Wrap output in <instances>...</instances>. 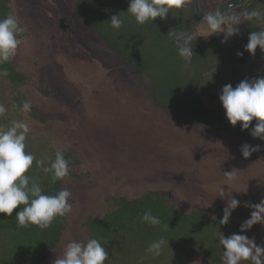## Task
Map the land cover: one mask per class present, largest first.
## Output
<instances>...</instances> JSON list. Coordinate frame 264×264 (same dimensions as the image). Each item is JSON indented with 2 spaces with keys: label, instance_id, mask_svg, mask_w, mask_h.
<instances>
[{
  "label": "rangeland",
  "instance_id": "rangeland-1",
  "mask_svg": "<svg viewBox=\"0 0 264 264\" xmlns=\"http://www.w3.org/2000/svg\"><path fill=\"white\" fill-rule=\"evenodd\" d=\"M74 1L9 0L11 14L26 29L12 62L23 76L21 92L42 120L13 108L16 92L0 76V103L8 109L0 125L28 122L25 150L37 159L50 158L61 148L75 159L69 164L74 176L63 179L71 192L72 211L45 264H54L69 241L86 242L83 222L109 212L114 198L132 199L148 190H158L167 203L191 211L224 208L227 198L216 195L219 186L227 184L222 188L241 202L229 219L232 232L239 233V221L252 211L245 205L264 199V148L245 159L240 148L246 140L192 124L159 106L152 99L149 80L140 78L85 19L74 14ZM224 1L193 4L206 14ZM205 28L200 21L195 34L202 35ZM217 73L222 83L211 75L203 83L208 93L264 77V53ZM198 94L205 106L224 113L219 99ZM232 168L239 170V178L229 182L223 172ZM242 234L264 246V226L255 224Z\"/></svg>",
  "mask_w": 264,
  "mask_h": 264
},
{
  "label": "trees",
  "instance_id": "trees-1",
  "mask_svg": "<svg viewBox=\"0 0 264 264\" xmlns=\"http://www.w3.org/2000/svg\"><path fill=\"white\" fill-rule=\"evenodd\" d=\"M228 3L234 7L228 9ZM128 4L129 0H75L72 10L85 19L89 29L111 45L140 78L149 80L152 99L159 106L174 110L192 124L210 126L240 137L251 145H264V141L252 138L249 130H241L240 122L233 127L223 112L205 106L198 94L205 92L218 99L219 94L208 93L203 83L213 75L214 82L216 78L221 84L218 71L264 53L257 47L255 54L250 55L244 48L252 31L264 30V22H243L237 26L239 33L222 43V34L208 38L195 34V27L204 13L193 3L180 10L173 9L165 20L157 17L153 23L145 25L137 24L126 11ZM219 8L224 11L236 9L238 12L253 8L264 10V0H225ZM117 13L126 17L118 31L110 27V18ZM9 14V0H0V18ZM169 30L188 31L193 35L195 54L189 66L185 67L179 57L174 42L167 34ZM238 52L243 54L238 56ZM2 70L8 72V76L3 78L15 90L13 100L17 107L14 109H19L21 103L27 100L20 89L23 76L15 69L12 60L0 65ZM29 114L36 120H42L33 107ZM64 154L70 163L75 160L68 151ZM54 156L52 154L49 159H54ZM33 166L26 174L39 180L45 194L54 195L65 188L63 180L53 183L50 173H44L42 169ZM71 176L74 174L70 171L67 177ZM166 200L158 190H148L132 199L114 198V207L109 212L100 217L89 216L83 222L88 238L96 237L102 244L108 241L104 247L109 259L104 264H141V257L142 264H222L223 249L216 238L217 232L221 231L225 237L233 234L230 222L220 225L223 208L214 205L207 209L186 211ZM18 210L19 207L11 217L0 213V264H45L48 254L60 240L67 225V216L57 217L44 230L35 225L21 228L15 219ZM147 210L160 218L159 226L142 222L141 217ZM162 235L169 238V247L154 258L146 249Z\"/></svg>",
  "mask_w": 264,
  "mask_h": 264
},
{
  "label": "clouds",
  "instance_id": "clouds-1",
  "mask_svg": "<svg viewBox=\"0 0 264 264\" xmlns=\"http://www.w3.org/2000/svg\"><path fill=\"white\" fill-rule=\"evenodd\" d=\"M192 3L193 0H129L126 11L134 17L137 24L145 25L148 22L153 23L157 17L165 20L173 9L180 10ZM233 7L232 3L227 4L228 9ZM125 20L126 17L114 14L110 18V27L118 31ZM201 21L206 28L199 36L208 37L223 33L221 42L225 43L231 36L239 33L237 26L243 22L249 24L264 22V10L253 8L236 13L217 8L204 14ZM25 31V27L21 26L15 16L9 14L0 18V65L10 62L16 56L21 43L19 35ZM167 34L174 42L185 67L189 66L195 54L191 32L169 30ZM257 47L264 52V30L252 31L244 45L250 55L255 54ZM242 54L237 53L238 56ZM0 76L7 77L8 72L2 70ZM218 99L231 126L235 127L237 122H240L241 130H249L252 138L264 141V77L241 80L235 87L225 84ZM15 107L17 106L13 105V108ZM19 108L21 112L29 113L32 104L24 100ZM7 111L5 105L0 103V119L5 117ZM30 131L29 123L24 120H12L8 126L0 125V213L11 217L13 211L19 207L15 213L18 227L28 228L35 225L44 230L49 228L57 217L64 218L72 211V205L69 203L71 192L61 188L54 195L45 194L39 180L26 173L35 161L36 167L42 169L44 173H50L51 180L55 183L69 175L70 161L65 158L66 149L63 148L55 152L54 159L47 156L37 159L33 153L27 152L26 140ZM262 148H264L262 144L245 143L241 146L240 152L242 157L247 159L253 152H258ZM238 171L232 168L223 173L226 180L231 182L238 180ZM222 185L219 186L216 196L227 198V204L222 209L223 215L219 221L220 225H227L232 212L241 202L232 196V192L229 194L225 191ZM245 206L250 207L252 211L249 218L240 224L239 233L225 237L221 231L217 232L216 238L223 249L222 264L243 262L264 264V246L258 245L254 238L242 234L255 224L264 226V199L259 203ZM141 220L150 226L161 224L160 218L154 216L151 210L145 211ZM168 242L169 238L162 235L150 243L146 251L154 258L159 257L164 249L169 247ZM107 243L108 241H105L102 244L96 237H89L86 242L69 241L64 247L63 255L57 258L54 264H104L109 259L104 247ZM142 261L143 257L141 264Z\"/></svg>",
  "mask_w": 264,
  "mask_h": 264
}]
</instances>
